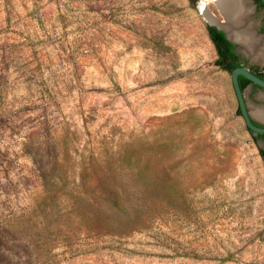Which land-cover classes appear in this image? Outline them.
<instances>
[{"label": "rangeland", "instance_id": "1", "mask_svg": "<svg viewBox=\"0 0 264 264\" xmlns=\"http://www.w3.org/2000/svg\"><path fill=\"white\" fill-rule=\"evenodd\" d=\"M208 15L225 22L213 0H0V264H264V140ZM121 183L157 202L148 229L84 218L78 195Z\"/></svg>", "mask_w": 264, "mask_h": 264}, {"label": "trees", "instance_id": "2", "mask_svg": "<svg viewBox=\"0 0 264 264\" xmlns=\"http://www.w3.org/2000/svg\"><path fill=\"white\" fill-rule=\"evenodd\" d=\"M256 1L260 7L264 8L262 0ZM207 30L217 51L218 58L216 64L218 66L230 73L238 67H245L239 61V56L233 50L235 45L228 41L226 34L222 30L210 25L207 27ZM256 75L260 77L259 74ZM261 76L264 79V75ZM239 83L243 91L249 85L253 84L242 75L239 76ZM255 86L259 87L258 85ZM239 112L241 114L240 108ZM249 131L252 132L250 129ZM256 135L264 140V134ZM260 153L264 159V149H260ZM108 175L113 179H119L120 173L115 172L109 173ZM153 192L154 194L158 192L157 187L153 188ZM112 193L114 194L113 198H107L106 193L105 195H100L98 198L99 201L96 204L87 201L86 198L82 197L84 196L82 194L78 195L75 200L82 207H91V212L86 211L88 213H85L84 218L93 224L97 222V228L105 230L106 233L120 235L140 228L148 229L150 227L149 218L151 217L152 210L156 208L157 202L149 199V196L145 195L146 192L143 188L140 189L121 183L119 186L112 187ZM152 206L154 207L152 208Z\"/></svg>", "mask_w": 264, "mask_h": 264}, {"label": "bare ground", "instance_id": "3", "mask_svg": "<svg viewBox=\"0 0 264 264\" xmlns=\"http://www.w3.org/2000/svg\"><path fill=\"white\" fill-rule=\"evenodd\" d=\"M222 9L228 20L224 26L233 38L237 39L254 62L264 63V43L255 33V21H247L251 8L246 0H213ZM209 14V13H207ZM206 16V15H205ZM209 23L221 24L214 15H208ZM253 115L264 120V107L257 108Z\"/></svg>", "mask_w": 264, "mask_h": 264}, {"label": "water", "instance_id": "4", "mask_svg": "<svg viewBox=\"0 0 264 264\" xmlns=\"http://www.w3.org/2000/svg\"><path fill=\"white\" fill-rule=\"evenodd\" d=\"M262 2L264 3V0H262ZM219 9L222 15L224 16L225 22H221V24L209 23V25L215 26L217 29L222 30L226 34L227 39L230 40L233 44H236L238 46V51L242 53L243 55H245L246 57H248V54H246L245 47L237 39L233 38V36L229 34L228 30L224 27L228 20L225 18V15L222 9L221 8ZM252 12H253V9H251L249 13V18H247V21H249V19H251V21H255L254 19L251 18ZM251 62H254L253 59H251ZM240 75L246 77L252 83L260 86L263 89H264V80L258 77L257 75H255L253 72H251V70L247 67H238L231 73L233 86H234L235 93H236L238 103H239V108H240L241 115L245 121L246 126L254 134H264V124L255 119L253 113L250 110L249 104L247 102L245 91H243L240 87V83H239ZM256 123L259 125H257Z\"/></svg>", "mask_w": 264, "mask_h": 264}, {"label": "flooded vegetation", "instance_id": "5", "mask_svg": "<svg viewBox=\"0 0 264 264\" xmlns=\"http://www.w3.org/2000/svg\"><path fill=\"white\" fill-rule=\"evenodd\" d=\"M258 4V3H257ZM260 7V6H259ZM260 8H262V7H260ZM262 9H264V8H262ZM255 23H256V25H255V33H256V36H258L259 38H260V40L261 41H264V21L263 20H255ZM228 41H230V40H228ZM231 42V41H230ZM232 43V42H231ZM233 44V43H232ZM235 45V48L233 49L235 52H236V54L239 56V61L243 64V65H245V67H247V68H249L250 70H251V72H253L255 75L256 74H259L260 75V78L262 79V76L261 75H264V63H262L263 65H262V67H259V68H257V69H251L248 65H249V63H250V60L248 59V57H246L245 55H243L242 53H240L239 51H238V46L236 45V44H234ZM259 77V76H258ZM264 80V79H263ZM256 85V84H255ZM254 85V83L253 84H251V85H249L248 87H251V88H253V90H257V89H263V88H261L260 86L259 87H256ZM247 87V88H248ZM246 90V89H245ZM264 90V89H263Z\"/></svg>", "mask_w": 264, "mask_h": 264}]
</instances>
